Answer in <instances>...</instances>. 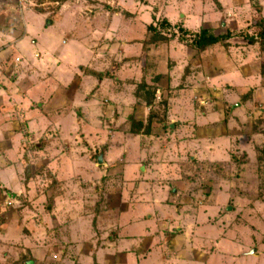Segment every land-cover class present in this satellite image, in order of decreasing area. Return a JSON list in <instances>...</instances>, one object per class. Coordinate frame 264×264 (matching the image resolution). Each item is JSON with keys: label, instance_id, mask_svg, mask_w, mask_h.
<instances>
[{"label": "rangeland", "instance_id": "rangeland-1", "mask_svg": "<svg viewBox=\"0 0 264 264\" xmlns=\"http://www.w3.org/2000/svg\"><path fill=\"white\" fill-rule=\"evenodd\" d=\"M263 19L0 0V264H264Z\"/></svg>", "mask_w": 264, "mask_h": 264}, {"label": "trees", "instance_id": "trees-1", "mask_svg": "<svg viewBox=\"0 0 264 264\" xmlns=\"http://www.w3.org/2000/svg\"><path fill=\"white\" fill-rule=\"evenodd\" d=\"M142 3H146V0H136ZM181 32L184 34H187L186 31L181 30ZM193 45L195 47L205 49L207 47H213L223 41H226L231 37V35H221V36H215L209 33L208 30L202 29L198 35H196ZM182 41H186L185 37H183ZM246 39L250 44H256V43H264V19L257 21L254 24L253 32L252 34L246 35ZM139 127V126H138ZM138 130V131H137ZM134 131L135 133H140L141 132V124L140 127Z\"/></svg>", "mask_w": 264, "mask_h": 264}, {"label": "crops", "instance_id": "crops-1", "mask_svg": "<svg viewBox=\"0 0 264 264\" xmlns=\"http://www.w3.org/2000/svg\"><path fill=\"white\" fill-rule=\"evenodd\" d=\"M29 93H30V92H29ZM16 263H17V262H15V264H16ZM18 264H21V263H20V262H18ZM24 264H34V262H33V261H31V260H30V261L28 260V261H26ZM122 264H124V263H122Z\"/></svg>", "mask_w": 264, "mask_h": 264}, {"label": "water", "instance_id": "water-1", "mask_svg": "<svg viewBox=\"0 0 264 264\" xmlns=\"http://www.w3.org/2000/svg\"><path fill=\"white\" fill-rule=\"evenodd\" d=\"M102 159H103V157L101 156L100 158H99V163L101 164L102 163ZM231 210V209H230Z\"/></svg>", "mask_w": 264, "mask_h": 264}]
</instances>
